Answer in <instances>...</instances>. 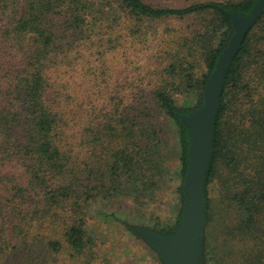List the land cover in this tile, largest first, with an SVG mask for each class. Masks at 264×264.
Segmentation results:
<instances>
[{"label":"trees","instance_id":"trees-1","mask_svg":"<svg viewBox=\"0 0 264 264\" xmlns=\"http://www.w3.org/2000/svg\"><path fill=\"white\" fill-rule=\"evenodd\" d=\"M259 2L0 0V264H110L89 229L95 204L105 205L95 206L100 214L129 200L143 207L173 177L185 201L191 133L181 115L204 104L208 79L236 32L233 18ZM195 16L206 17L203 30L169 54L164 78L148 95H138L137 84L128 93L122 80L113 94V59L123 65L144 44L148 24ZM193 45L202 50L201 72L180 52ZM220 99L205 213L217 181L234 213L223 221L228 256L233 264H264V8L227 63ZM160 118L176 132L178 170ZM181 216L166 225L157 217L151 228L173 236ZM124 223L137 234L139 226Z\"/></svg>","mask_w":264,"mask_h":264},{"label":"rangeland","instance_id":"rangeland-1","mask_svg":"<svg viewBox=\"0 0 264 264\" xmlns=\"http://www.w3.org/2000/svg\"><path fill=\"white\" fill-rule=\"evenodd\" d=\"M166 5L182 6L195 1L202 0H156ZM206 17L195 16L184 19H166L151 22L146 26L145 35L142 37L144 44L138 43L136 48L129 51V59H123V65L119 66L118 59H113L116 72L113 79L115 91L123 89L118 80L124 82V90L130 93L134 86L140 87L135 92L138 95L146 96L149 91L159 84L163 77V69L169 60V54L177 51L179 45L185 46L188 38L203 30ZM192 43H188L191 47ZM194 47V45H193ZM189 61L196 64V71L204 70L205 65L202 59V50L195 46L191 51H185ZM126 61V62H125ZM124 71L123 77H117V73ZM128 76V77H125ZM128 79V80H126ZM133 95V93H130ZM183 100V99H182ZM164 120L160 118V122ZM165 138L175 147L171 159V167L178 170V150L176 146L177 136L173 127L163 122ZM180 179L173 177L165 184L155 201L146 203L139 207L132 200L124 204L106 205L109 214H100L95 206L104 207L105 205L93 206L91 216L88 219L89 229L94 232L97 239V251L101 256L108 257L110 264H162L155 248L140 235L130 230L124 223L128 220L139 228H151L153 220L158 217L162 225L174 224L178 215L184 209V199L179 187ZM209 197L211 199V209L206 211L208 223L205 225L203 240V264H233L234 258L228 256L227 252L232 243H229L225 233L223 221H229L234 217L233 210L223 202L221 187L217 181H213L209 186ZM115 213V215L113 214ZM155 230V229H153ZM158 231V230H157ZM212 252V255L208 253ZM227 257L222 259V254ZM96 264H105L99 258Z\"/></svg>","mask_w":264,"mask_h":264},{"label":"water","instance_id":"water-1","mask_svg":"<svg viewBox=\"0 0 264 264\" xmlns=\"http://www.w3.org/2000/svg\"><path fill=\"white\" fill-rule=\"evenodd\" d=\"M264 8V0L248 16L233 18L235 34L221 52L215 70L211 73L205 93L204 104L189 114L181 115L184 125L191 133L188 151V168L183 180L184 210L176 233L165 236L148 228H136L138 235L159 250L164 264H200L205 233V185L209 164L212 160L214 124L220 109V98L225 84L227 63L239 50L248 30L257 22Z\"/></svg>","mask_w":264,"mask_h":264},{"label":"flooded vegetation","instance_id":"flooded-vegetation-1","mask_svg":"<svg viewBox=\"0 0 264 264\" xmlns=\"http://www.w3.org/2000/svg\"><path fill=\"white\" fill-rule=\"evenodd\" d=\"M201 256H202V258H201ZM199 258H200V259H199ZM199 258H198V262H199L200 264H203V254L199 255Z\"/></svg>","mask_w":264,"mask_h":264}]
</instances>
